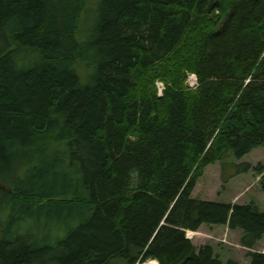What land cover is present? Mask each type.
I'll use <instances>...</instances> for the list:
<instances>
[{"label":"trees","instance_id":"obj_1","mask_svg":"<svg viewBox=\"0 0 264 264\" xmlns=\"http://www.w3.org/2000/svg\"><path fill=\"white\" fill-rule=\"evenodd\" d=\"M88 4L0 0V264H238L185 237L202 225L264 264L256 201L191 197L264 144V0Z\"/></svg>","mask_w":264,"mask_h":264},{"label":"rangeland","instance_id":"obj_2","mask_svg":"<svg viewBox=\"0 0 264 264\" xmlns=\"http://www.w3.org/2000/svg\"><path fill=\"white\" fill-rule=\"evenodd\" d=\"M94 1L90 0V4H88L90 13L95 9ZM94 16L95 14L92 15L89 24L93 23ZM78 37L83 39L84 35L79 34ZM76 68L80 70L81 66H77ZM232 158L225 159L223 163L216 162L207 165L203 170L202 176L197 180L191 197L201 200L232 203H246L254 200L260 205L261 209H264V191L260 188L259 178L253 170L254 166L264 160V144L253 148L241 159L232 160ZM243 163L249 164L248 169L238 172L239 169L236 168V165ZM26 223L27 221L22 222L21 225L24 226ZM52 231L53 233L50 234L52 239L61 238L65 235L63 229H52ZM185 237L196 246L211 243L223 260L231 257L238 264H249V259L246 257L248 249L239 245L238 232H231L223 226L202 225L196 231L185 230ZM222 241L230 242L232 245ZM251 250L264 253V237L259 240L257 247Z\"/></svg>","mask_w":264,"mask_h":264},{"label":"built area","instance_id":"obj_3","mask_svg":"<svg viewBox=\"0 0 264 264\" xmlns=\"http://www.w3.org/2000/svg\"><path fill=\"white\" fill-rule=\"evenodd\" d=\"M187 84L190 88H195L198 85L197 78L194 74H190L187 77ZM163 84L157 83L158 96H161L163 90Z\"/></svg>","mask_w":264,"mask_h":264},{"label":"bare ground","instance_id":"obj_4","mask_svg":"<svg viewBox=\"0 0 264 264\" xmlns=\"http://www.w3.org/2000/svg\"><path fill=\"white\" fill-rule=\"evenodd\" d=\"M1 30V29H0ZM39 63V62H38ZM192 74H194V73H192ZM189 75V74H188ZM23 184V183H22ZM39 187V186H38ZM45 191H47V190H45ZM25 194H26V192H25ZM10 199V198H9ZM28 205V204H27ZM25 206V205H24ZM26 208V207H25ZM37 209V208H36ZM49 214V213H48ZM17 217V216H16ZM162 223V222H161ZM7 230V229H6ZM144 264H157V262L155 261V260H151V261H147V262H145Z\"/></svg>","mask_w":264,"mask_h":264},{"label":"crops","instance_id":"obj_5","mask_svg":"<svg viewBox=\"0 0 264 264\" xmlns=\"http://www.w3.org/2000/svg\"><path fill=\"white\" fill-rule=\"evenodd\" d=\"M231 232H237V231H234V230H230Z\"/></svg>","mask_w":264,"mask_h":264},{"label":"water","instance_id":"obj_6","mask_svg":"<svg viewBox=\"0 0 264 264\" xmlns=\"http://www.w3.org/2000/svg\"><path fill=\"white\" fill-rule=\"evenodd\" d=\"M115 264H118V263H115Z\"/></svg>","mask_w":264,"mask_h":264}]
</instances>
